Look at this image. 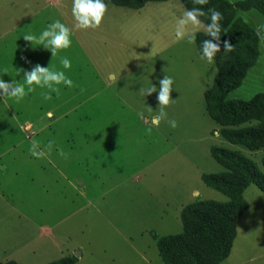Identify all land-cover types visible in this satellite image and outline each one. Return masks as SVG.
<instances>
[{
	"label": "rangeland",
	"instance_id": "obj_1",
	"mask_svg": "<svg viewBox=\"0 0 264 264\" xmlns=\"http://www.w3.org/2000/svg\"><path fill=\"white\" fill-rule=\"evenodd\" d=\"M106 5L98 28L75 30L72 0H0V73H8L0 78L23 83L17 69L39 64L73 81L71 88L57 86L59 93L36 87L19 102L0 99V264H43L64 255L75 256L74 264H163L155 240L181 230L180 209L200 199L226 200L200 180L202 172L223 170L211 145L239 151L263 170L264 148L223 140L205 111L203 91L216 65L200 58L194 42L176 40L186 10L179 0ZM234 19L255 32L264 25L254 9L236 10ZM56 20L73 29L71 46L56 57L24 41ZM257 38L256 61L228 99L264 93V39ZM165 75L173 80L172 100L157 126L151 118L159 114ZM152 85L157 92L143 95ZM33 140L46 152L52 141L51 152L32 156ZM242 196L248 207L220 264H264V192L249 184ZM43 224L56 225L55 233L47 236L38 229Z\"/></svg>",
	"mask_w": 264,
	"mask_h": 264
},
{
	"label": "trees",
	"instance_id": "obj_2",
	"mask_svg": "<svg viewBox=\"0 0 264 264\" xmlns=\"http://www.w3.org/2000/svg\"><path fill=\"white\" fill-rule=\"evenodd\" d=\"M148 1L164 0H104L106 4L140 8ZM188 10L202 8L206 13L214 8L221 12L220 40H228L234 50L218 52L214 58L216 73L209 87L203 91L204 108L218 125L217 133L225 141L247 150L264 148V93L256 92L248 99L227 98L239 86L247 70L258 56L256 32L245 22L234 19L236 10L254 9L264 20V0H208L201 6L193 0H179ZM209 15L200 17L210 23ZM194 41L202 55L203 40L211 39L204 31L196 32ZM210 156L223 170L202 172L200 180L208 187L226 196V200L200 199L185 204L179 212L181 230L160 235L155 240L157 255L163 264H220L232 245L236 220L247 209L242 192L253 184L264 192V153L260 157L263 170L239 151L219 145L209 147ZM73 255L60 256L43 264H74ZM1 264H18L9 259ZM115 264V263H105Z\"/></svg>",
	"mask_w": 264,
	"mask_h": 264
},
{
	"label": "clouds",
	"instance_id": "obj_3",
	"mask_svg": "<svg viewBox=\"0 0 264 264\" xmlns=\"http://www.w3.org/2000/svg\"><path fill=\"white\" fill-rule=\"evenodd\" d=\"M194 4L205 5L208 0H193ZM107 12V5L104 0H72L71 14L74 19L73 28L75 30H86L98 28ZM210 23L204 24L200 17L209 15ZM222 14L220 11L211 8L208 12L202 10V8H192L185 10L182 16L177 20L175 25V38L177 41L187 39L189 43H193L196 39V32L200 29L206 33L211 39L202 41L201 44V59L206 60L208 63H212L216 54L221 51V44L223 45V51L225 53L234 50L230 41L220 40ZM264 28V25H257L256 35L260 39H264L261 36L260 29ZM73 29L67 27L60 20H56L49 24L45 30L39 36L33 34H25L23 36L24 41L30 42L31 45H41L44 49L49 50L52 57H56L58 52L63 49H67L71 46L70 36ZM61 65L64 69L71 67V62L66 57L61 58ZM18 72H23V83L11 80V82H5L0 78V99L13 98L16 102L21 101L28 93L34 92L36 87L47 88L50 92L59 93V85L63 84L69 88L73 87V81L69 79L64 71L52 70L50 67H44L36 64L31 71L24 69H17ZM2 74H8L5 70ZM159 91L157 95L159 114L151 118L153 125L159 124L162 119L167 118V113L164 109L171 102V92L173 80L171 77L165 75L163 79L159 80ZM143 95H151L157 92L155 85H152L147 90H141ZM45 100H50L51 95L48 93H42ZM151 112V107H149ZM49 117L52 115L48 113ZM141 120H145L143 111L137 113ZM171 127H176V121H168ZM218 134V133H217ZM53 142L49 141L46 146L47 152L43 149L37 150L40 146L35 140L32 141V147L30 148V154L36 158H42L51 152ZM59 154L64 156L63 149L59 150ZM198 193H194L197 195Z\"/></svg>",
	"mask_w": 264,
	"mask_h": 264
},
{
	"label": "crops",
	"instance_id": "obj_4",
	"mask_svg": "<svg viewBox=\"0 0 264 264\" xmlns=\"http://www.w3.org/2000/svg\"><path fill=\"white\" fill-rule=\"evenodd\" d=\"M42 226H38V229H40V228L42 229L43 228L44 231H48V233H47L48 235L47 236H49L50 234H54L55 233L54 230H55V226L56 225H54V224H49V225L43 224ZM44 236H46V235H44Z\"/></svg>",
	"mask_w": 264,
	"mask_h": 264
}]
</instances>
